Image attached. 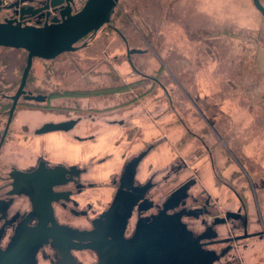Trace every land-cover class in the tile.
<instances>
[{"label":"flooded vegetation","instance_id":"flooded-vegetation-1","mask_svg":"<svg viewBox=\"0 0 264 264\" xmlns=\"http://www.w3.org/2000/svg\"><path fill=\"white\" fill-rule=\"evenodd\" d=\"M5 1L6 4L15 2ZM1 14H4L3 21L17 18L13 11H2ZM27 23L35 24L36 20ZM220 28L211 27L218 33H221ZM101 30L81 41L79 44L83 45L79 50L88 48L89 42L84 41L97 37ZM110 30L124 40L130 64L128 51L132 49L127 38L114 27ZM213 33L208 28L203 33L194 31L192 43L204 35L205 39L202 37L201 41L211 45L212 36L218 35ZM135 51L142 52L140 49ZM134 72L141 79L128 85L140 86L152 81L155 88L163 86L157 73L152 77L136 67ZM109 90L108 87L105 93L93 91L90 96L102 94L111 100L114 95L131 94L129 91L116 94ZM79 91L38 93L25 90L14 108L17 90L8 92L0 87V257L18 237L32 234L37 248L36 264H40V259L49 264H74L72 258L75 264H82L78 254L85 251L94 253L97 264L99 255L96 251L79 250L74 246L86 242L79 241L78 237L87 232L93 233L96 244L107 241L103 251L108 255L105 264H163L165 240L162 233L156 235L145 229L150 223H164V210L168 205L173 209L179 205L188 212L186 219L191 223L185 222V240L191 247V254L193 249L203 251L208 259L215 260L213 264H221L228 255L234 254L241 240L264 235V225L261 230L248 234L250 217L242 193L245 188L256 193L257 186L243 165L240 168L237 164L240 159L234 155L230 157L239 168L238 175L225 179L217 172L213 159L212 164L218 179L216 187L233 192L237 201L235 209H227L226 204L208 191L197 188L194 175L163 200L164 180L158 179L162 172L152 173L150 177L148 172L142 175V166L155 149L154 144L137 153L126 149L121 155L123 164L118 171L107 174L109 177L105 180H97L98 168L110 163L112 156L107 155L97 163L90 162L95 164L90 166L82 161V146L105 144L118 148L123 141L133 144L139 126H131V121L151 120V111L131 107L137 99L123 107L84 109L79 106L80 100H88L90 96H79ZM97 129L103 131L99 133ZM115 129L121 130L120 134L112 135ZM108 134L114 138L105 142L103 138ZM180 169L182 167L173 174ZM171 175L166 176V182L175 176ZM227 204L232 207L233 203L228 201ZM258 222L264 224L260 210ZM238 229L241 234L236 233ZM167 230L169 238L174 239L172 231ZM59 239L70 241L72 246H64ZM131 243L136 248L129 250L127 245ZM67 255L71 259H66Z\"/></svg>","mask_w":264,"mask_h":264},{"label":"rangeland","instance_id":"rangeland-1","mask_svg":"<svg viewBox=\"0 0 264 264\" xmlns=\"http://www.w3.org/2000/svg\"><path fill=\"white\" fill-rule=\"evenodd\" d=\"M85 2L86 0H76L77 10H80ZM181 2L171 7L170 0H167V4L166 0H120L110 26H105L97 37L84 41V43L89 42L88 48L63 54L53 61L35 59L26 90L38 93H45L48 90L105 93L109 87L108 92L117 94L123 93L120 91L121 88L128 87V84L140 81L141 77L136 75L133 66L152 77L157 73L163 86L157 85L155 88L152 81H146V85L126 89L125 92L129 91L130 95L120 93V96L114 95L111 100L102 94L90 96L88 100L81 101L79 98V106L84 109L120 105L123 107L129 101L137 99L131 107L136 106V109L151 111L150 118L156 119L162 115V111L164 116H168L163 122L161 120L157 124H151L155 132L153 136L148 133L147 138L160 137L162 133H167L169 137L170 134H174L176 137L174 140L160 139L157 141V147L161 150L166 146L170 155L181 157L182 160L179 161L182 162L175 159L177 161L170 164L163 170L164 172L149 165L146 166L149 167L146 171L144 164L142 166V175L146 171L148 177L152 173L162 172L158 179L164 180L163 200L172 190L185 183L189 176L194 175V168L200 172L203 170L204 163L198 162L201 159L199 157L208 151H210L207 153L210 161L213 159L217 172L225 179L239 173V168L230 157L234 155L241 161L237 163L240 168L243 165L256 183L261 181L264 183V16L254 4H251L250 9L246 5H238L240 10L247 14L244 17L255 27V29H239L232 26L230 21L228 25H226L227 21L219 22V18L224 14L211 19L197 14V17H194L195 11H190L192 6L188 11L189 4ZM243 2L245 4L244 0ZM261 3L264 6V0H261ZM175 7L184 9L175 14L177 18L174 21L175 27L187 30L189 37L186 35L172 37L171 34L167 35L168 30L165 37L161 35L163 29L161 30L160 27L171 25L169 20L173 18L172 10ZM164 9L167 14L162 18ZM248 10L259 13L249 14ZM251 15H257L258 19H252ZM3 18L4 14H1V22ZM219 26L222 27L219 30L221 33L211 29ZM111 27L118 29L127 38L132 50H142L132 55V64H128L124 40L116 32H112ZM205 28L214 32L213 35L218 34L212 36L211 45L201 41L202 37L203 40L205 39L204 35H201L194 43V52L188 48L184 51H182L183 47L179 49L181 47L179 42H182L180 38L192 43L191 33L194 31L203 33ZM107 32L109 35L106 34ZM82 45L78 44L77 47ZM26 61L25 51L0 47V87L4 91L18 90ZM203 67L224 79V83L221 84L224 95L215 96V101L198 98L197 93H202L204 88L199 82L200 75H197V71L201 68L203 70ZM207 87L205 94H213L219 88L216 84L210 89ZM170 99L173 100V104ZM222 99L234 104V106L231 104V107L236 108L238 105L240 118H243L238 120L230 112H224L221 107L215 108V103L218 105ZM156 107L158 112L155 110ZM90 125L89 123L88 126L91 128ZM184 125L188 132L197 138L189 141ZM180 137L185 138V142L180 143L181 145L177 144ZM247 143H250V147L246 150ZM241 145L244 148L242 153L239 151ZM177 147L181 152L195 153L194 157L183 158L179 155ZM146 148L144 144L141 149ZM109 149L111 147L103 148V150ZM199 150L203 153H198ZM89 165L95 166L91 163ZM178 167L182 169L176 175L173 174ZM170 175L175 176L166 182V176ZM196 181L197 188H200L202 186L200 181ZM70 221L73 223L72 220ZM186 222L190 220L186 219ZM93 254L90 251L79 252L78 257L82 264H95L96 257ZM40 264L49 263L40 259Z\"/></svg>","mask_w":264,"mask_h":264},{"label":"water","instance_id":"water-1","mask_svg":"<svg viewBox=\"0 0 264 264\" xmlns=\"http://www.w3.org/2000/svg\"><path fill=\"white\" fill-rule=\"evenodd\" d=\"M14 1L11 4H6L5 0H0V13L13 11L17 16L16 19L0 21V47L23 50L27 53L26 67L14 97L13 106L15 108L19 98L25 93L35 59L52 61L63 54L78 51L77 45L81 41L111 23L120 0H86L80 10L76 8V0ZM252 1L256 9L264 16V6L261 1ZM33 19L36 20L35 24L27 23ZM135 52L138 51H128L130 64H132L131 55ZM174 207L175 209L168 205L164 210L163 224L150 223L145 229L146 232H155L156 235L162 233L165 240L163 242V264H213L215 260L208 259L203 251L200 253L193 249V254H191V247L185 240L187 224L184 220L188 218V212L179 208V205ZM171 221H174L172 225L170 224ZM167 229L172 231L174 239L169 238L166 233L168 232ZM33 239L32 234H29L28 237H18L9 245L7 252L1 254L0 264H36L35 252L37 248ZM78 239L88 243L81 242L80 245H74L76 248L96 251L99 255L97 264L107 262V252H103L106 240L102 245L96 244L93 242V233L87 232L80 233ZM59 240L64 246H72L70 241ZM127 246L129 250L136 248V245L132 243ZM68 257L69 255L66 259ZM69 258L71 259V257ZM72 259V263L75 264Z\"/></svg>","mask_w":264,"mask_h":264},{"label":"crops","instance_id":"crops-1","mask_svg":"<svg viewBox=\"0 0 264 264\" xmlns=\"http://www.w3.org/2000/svg\"><path fill=\"white\" fill-rule=\"evenodd\" d=\"M179 0H170L171 7L173 5L177 6V4H180V2L182 0H180V2H177ZM245 4L243 2V0H184L181 3L183 4H189V8L188 11L190 9V7L192 6V9L190 11H195L194 12V17H197V15H201L200 17H207L208 19L214 18V17H219V15H223L222 17L219 18V22L222 23H226L225 21H227V24H229L228 21H230L232 26H235V28H239V29H255L254 25L251 24L247 18L244 17V15H247L246 13H244L243 11L240 10V7L238 5H246L249 7L251 4H253L252 0H244ZM166 4H167V0H166ZM165 4V5H166ZM179 6V5H178ZM181 8V9H180ZM168 10V9H167ZM174 10H176L174 12ZM172 10V14H173V18L172 21L171 19L169 20L171 23V25L167 26H162L160 27L161 31V35L164 36L166 31L168 32L167 35L171 34V36H175L178 35L180 37L186 35V37H189L188 31L186 33L185 30L180 29V28H176L174 21L177 19L176 15L178 11H183L184 9L182 7H178ZM255 12L259 13L258 11H250L248 10L247 13H251L254 14ZM167 14L166 9H164V13L162 15V18L165 17V15ZM197 14V15H196ZM252 16V15H251ZM252 16V19H258V17ZM190 29V27H188ZM188 34V35H187ZM165 37V36H164ZM171 37V38H172ZM180 40H182L179 47V49H181L182 47V51L185 50V48H188L191 52L195 51V47H194V43H189L187 40H183L180 38ZM169 42V40H167ZM193 44V45H191ZM173 46V45H170ZM180 51V50H179ZM183 54V53H182ZM197 75H200V79L199 82L202 85L203 92L200 94H198V98L199 100L204 99V101H208V100H213L215 101V96L218 95V97L222 94L224 95L223 91L221 90V84L224 83V79H222L220 76L216 75L214 72H210V69L203 67V70L201 68V70L199 69L197 71ZM209 73V74H208ZM204 79V80H203ZM201 80V81H200ZM216 84L217 86H219L218 91L214 92L213 94H205L207 91L205 89V87H207L208 89H210V87ZM170 101H172V104L174 103L172 99H170ZM171 103V102H170ZM231 104H229V102H227L226 99H222L221 102H219L218 105H216L215 103V108H217V106L221 107V109L228 113L230 112L233 116H235L236 119L239 120L240 116L239 115V111H238V105L236 108L231 107ZM234 106V104H232ZM240 109V108H239ZM153 110V109H151ZM156 112H158V107L155 108ZM152 114V113H150ZM164 112L162 111V115L158 116L156 119L150 118L151 120H141V121H137V120H132L131 121V126H139V130L138 133L135 134L136 137L133 140V144H125L123 142L122 145L120 147H114V145L108 146L111 147V149L109 150H103V148L107 145L105 144H94V145H83L81 150L83 153V158L82 161L84 164H89L90 162H94L96 160H101L103 157L107 156V155H111V162L107 163L106 165L102 166L101 168H98V176L96 177L97 180L101 181V180H105L107 179L109 176L107 174H111V173H116L118 171V169L122 166V162H121V155L124 153V151L126 149L129 148V150L131 151V153H137L139 151H141L142 149V145L145 144V147H150L153 144L155 145V149L151 152L150 156L147 158V161L144 163V169H146V171L148 170L149 167L146 166H154L158 169H161L159 171H163L165 169H167L169 167L170 164H173L175 161H179L180 159L182 160L181 157L177 158L174 155H170V152L167 151V147L163 146L161 150L158 149L157 147V141H159L160 139H162L163 141H165V138H172L173 140L176 138L174 134H170V137L167 133H162V135L160 137H148L147 135L148 133L153 136L154 132H155V128L153 125L151 124H157L158 122H163L165 121L164 118L168 117V116H164ZM170 115V114H168ZM243 118V117H241ZM240 118V119H241ZM210 122V124H212L211 120H208ZM184 128L186 127V125L183 126ZM188 135V140L191 141L192 138H197L194 135H192L190 132H188L187 127L185 128ZM99 131V133L101 131H103L102 129H97V132ZM161 131L163 132V130L161 129ZM173 131V130H171ZM180 130L178 129V132ZM96 132V130L94 131V133ZM121 130L115 129L112 133V135H116V134H120ZM139 136V137H138ZM186 137V140H187ZM114 138V136L111 135H106L104 136V140L106 142L107 139L112 140ZM153 138V139H152ZM152 139V140H151ZM187 140V141H188ZM185 142V138L184 137H180L179 141L177 142V144L181 145L180 143ZM250 143L246 144V150L250 147L249 146ZM178 145V146H179ZM258 146V145H257ZM257 146L255 147V149L257 148ZM178 151H179V155L183 156V158L185 157H190L195 155V153L190 152V153H185L184 151L181 152V150L177 147ZM239 151L242 153V150L244 151L243 146L241 145L239 147ZM89 151V152H88ZM90 153L92 155H90ZM197 153V152H196ZM198 153H203L201 150L198 151ZM207 153H210V151L208 152H204L203 155H201L199 158L198 162H203L204 163V167L203 170L197 171L194 168V177L196 180L200 181L201 183V187L199 188L200 190H206L208 191L210 194L213 195L214 198H216L217 200H219L221 203H224L227 205V209H235L234 207L237 206V201L235 199V195L233 194V192L229 189L226 188H217L216 183H217V176L212 164V160L210 161L209 159V155ZM244 153V152H243ZM211 156V154H210ZM94 157V158H93ZM154 158V159H153ZM207 158V159H206ZM177 159V160H175ZM197 159V158H196ZM182 162V161H179ZM210 162V163H209ZM214 162V161H213ZM184 163V162H183ZM114 165V166H113ZM180 165V164H179ZM215 165V163H214ZM216 168V166H215ZM97 168L94 169V171H96ZM146 171H144L146 173ZM164 172V171H163ZM105 174V175H104ZM104 175V176H103ZM193 176V175H191ZM225 178V177H224ZM230 178V177H228ZM252 182H254V184H256V193H252L250 190H248L247 188H245L243 190V197L246 201L247 204V208H248V214L250 217V223L248 226V234H252L255 233L259 230H261L262 226L264 224L258 222V215H259V210L261 211L262 216L264 217V183L261 181L260 183H256V181L254 180L253 176L251 177ZM228 201H231L232 207L229 206L227 203ZM235 232V231H234ZM241 230L238 229L236 230L237 234H241ZM221 264H264V235L261 237H252L250 236V238H245L243 240L240 241V245H239V249L234 253V254H230L228 255Z\"/></svg>","mask_w":264,"mask_h":264},{"label":"trees","instance_id":"trees-1","mask_svg":"<svg viewBox=\"0 0 264 264\" xmlns=\"http://www.w3.org/2000/svg\"><path fill=\"white\" fill-rule=\"evenodd\" d=\"M111 24V23H110ZM112 26V25H111ZM133 86H138V85H135V84H131V85H129L128 87H125V88H121L122 90H120V91H125L126 89H130L131 87H133ZM92 93H93V91H91V92H83V91H79V96H90V95H92Z\"/></svg>","mask_w":264,"mask_h":264}]
</instances>
